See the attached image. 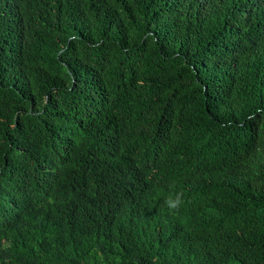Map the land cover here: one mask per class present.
<instances>
[{"label": "trees", "instance_id": "obj_1", "mask_svg": "<svg viewBox=\"0 0 264 264\" xmlns=\"http://www.w3.org/2000/svg\"><path fill=\"white\" fill-rule=\"evenodd\" d=\"M0 264H264V0H0Z\"/></svg>", "mask_w": 264, "mask_h": 264}, {"label": "clouds", "instance_id": "obj_2", "mask_svg": "<svg viewBox=\"0 0 264 264\" xmlns=\"http://www.w3.org/2000/svg\"><path fill=\"white\" fill-rule=\"evenodd\" d=\"M184 193L170 189L167 196L164 197L162 207L165 208L169 215L179 216L182 206L184 205Z\"/></svg>", "mask_w": 264, "mask_h": 264}]
</instances>
